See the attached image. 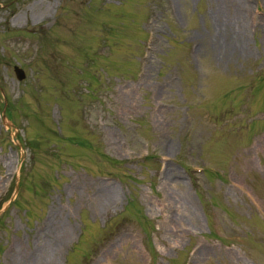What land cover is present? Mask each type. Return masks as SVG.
Returning <instances> with one entry per match:
<instances>
[{"label": "rangeland", "instance_id": "rangeland-1", "mask_svg": "<svg viewBox=\"0 0 264 264\" xmlns=\"http://www.w3.org/2000/svg\"><path fill=\"white\" fill-rule=\"evenodd\" d=\"M217 1L0 0V264H264V0Z\"/></svg>", "mask_w": 264, "mask_h": 264}, {"label": "bare ground", "instance_id": "bare-ground-1", "mask_svg": "<svg viewBox=\"0 0 264 264\" xmlns=\"http://www.w3.org/2000/svg\"><path fill=\"white\" fill-rule=\"evenodd\" d=\"M229 4H233L232 8L230 9L227 8ZM214 11L216 26L218 27L219 31H227L231 26H236L240 30L241 35H243L242 30L246 29L248 24L246 21L247 17L245 15L246 10L243 9L242 2L240 0H218L214 6ZM244 40L245 37L243 41ZM243 45L244 47H248L246 46V43H243ZM223 46L227 48L225 43L223 44ZM238 48L239 47H237L236 49L238 50ZM246 50H248V48H243L244 52ZM171 190L173 193L174 201L179 205V208H181V212L184 213L185 211L187 213H190L191 209L188 204L189 201L184 197L185 195L181 192L176 191L177 189H175L174 186H171ZM105 191L107 192L104 196L106 199H111L112 196L115 195L114 190L112 191L111 189L107 188V190Z\"/></svg>", "mask_w": 264, "mask_h": 264}, {"label": "water", "instance_id": "water-1", "mask_svg": "<svg viewBox=\"0 0 264 264\" xmlns=\"http://www.w3.org/2000/svg\"><path fill=\"white\" fill-rule=\"evenodd\" d=\"M15 72H16L17 78L19 80L25 79L26 75H25V73H24V71L22 69H20L18 67H15ZM16 190L18 191V187H16ZM13 199L11 201H13Z\"/></svg>", "mask_w": 264, "mask_h": 264}]
</instances>
